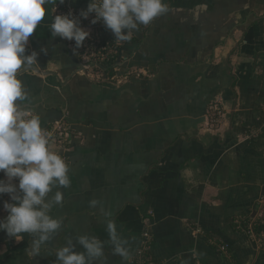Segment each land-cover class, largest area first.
<instances>
[{
  "label": "crops",
  "instance_id": "1",
  "mask_svg": "<svg viewBox=\"0 0 264 264\" xmlns=\"http://www.w3.org/2000/svg\"><path fill=\"white\" fill-rule=\"evenodd\" d=\"M164 2L169 11L120 49L113 82L85 76L66 40L52 37L56 7L46 6L26 49L39 63L20 73L29 91L23 107L45 130L62 120L71 127L72 144L59 150L71 185L51 213L63 228L42 254H27L30 235L0 231V264H55L69 240L83 251L82 234L106 242V264H132L147 225L151 264H229L211 238L228 244L237 264H264V247L235 226L256 215L264 192V0ZM5 201L9 194L0 195V219ZM108 211L129 241L127 262L111 254Z\"/></svg>",
  "mask_w": 264,
  "mask_h": 264
},
{
  "label": "clouds",
  "instance_id": "2",
  "mask_svg": "<svg viewBox=\"0 0 264 264\" xmlns=\"http://www.w3.org/2000/svg\"><path fill=\"white\" fill-rule=\"evenodd\" d=\"M66 0H0V195L9 194L12 202H4L6 218L0 219V231L9 238L32 237L27 254L40 256L63 228V220L51 213L63 205L62 188L71 185L70 168L57 152L49 148V135L41 126L38 113L23 107L29 91L20 78L21 71L39 63V53L26 49L29 39L45 18L46 6L58 7ZM169 11L164 0H90L79 15L69 11L53 17L50 31L53 38L83 46L90 31L81 18L94 14L92 24L102 21L116 41L127 42L141 25L148 26ZM47 54V48H42ZM18 181V183H17ZM55 190V191H54ZM54 193V194H53ZM93 207L98 201L90 202ZM111 254L127 262L129 241L121 235L110 211L103 213ZM76 242L83 251H76L71 240L55 252V264H97L107 261L105 241L82 234Z\"/></svg>",
  "mask_w": 264,
  "mask_h": 264
},
{
  "label": "built area",
  "instance_id": "3",
  "mask_svg": "<svg viewBox=\"0 0 264 264\" xmlns=\"http://www.w3.org/2000/svg\"><path fill=\"white\" fill-rule=\"evenodd\" d=\"M88 7V6H87ZM85 8H74L70 5H58L54 9V16L59 14H67L69 11L73 12L75 15H79L81 9ZM94 18V14L89 16L88 19L81 18V26L90 31V36L86 38L84 44L79 49H75V42L68 41L67 46L71 52L74 53L79 58L80 66L82 72L85 76H89L90 79H93L94 82H101L103 78H106L108 81L113 82V75H116L120 71V64L118 60L116 64H111L112 70L108 72L106 70L105 62L110 58L118 54V48L124 46L123 41H116L113 33L108 30L102 21L92 24L91 20ZM111 74V76H110ZM128 77V74L126 75ZM214 120L219 121L223 116V110L219 107L212 109ZM213 120V121H214ZM214 123H217L214 121ZM212 128L210 127V130ZM49 135V148L51 151L57 152L60 154L59 150L67 148L72 144V129L69 124L65 121L55 122L51 124L50 127L46 130ZM259 130L253 131L249 134V138H254L259 134ZM62 158L67 163L66 157L60 154ZM0 175L4 176L3 172H0ZM18 183V181H17ZM258 207L255 211V216H248L235 220V226L238 233L246 236L251 241L264 247V192L261 195L260 199L257 202ZM150 215H153L150 212ZM258 232H256L257 228ZM151 225H147L145 230L141 235V241L137 250L131 256L132 264H151V250L153 245V235L151 234ZM197 234H204L201 230H196ZM209 243L212 247L218 252L229 264H237L235 258L231 254V250L228 244L223 243L215 238L209 239Z\"/></svg>",
  "mask_w": 264,
  "mask_h": 264
},
{
  "label": "trees",
  "instance_id": "4",
  "mask_svg": "<svg viewBox=\"0 0 264 264\" xmlns=\"http://www.w3.org/2000/svg\"><path fill=\"white\" fill-rule=\"evenodd\" d=\"M135 41H139V40H137V38H135L134 36H133V38L130 40V41H127V42H123L124 43V45L125 44H127V43H129V42H135ZM140 45V43H138V46ZM121 48H118V51L120 50ZM109 60L107 61V62H105V64L104 65H106V70L108 71V72H110L111 70H112V67L110 66L111 64H116V62H117V60H118V54H115V56H113V58H111V55H109ZM110 76H111V74H110ZM114 76V75H113ZM258 229H260L259 227L257 228V230H256V232H258Z\"/></svg>",
  "mask_w": 264,
  "mask_h": 264
},
{
  "label": "rangeland",
  "instance_id": "5",
  "mask_svg": "<svg viewBox=\"0 0 264 264\" xmlns=\"http://www.w3.org/2000/svg\"><path fill=\"white\" fill-rule=\"evenodd\" d=\"M107 77H109V76H107ZM248 217V216H247Z\"/></svg>",
  "mask_w": 264,
  "mask_h": 264
}]
</instances>
